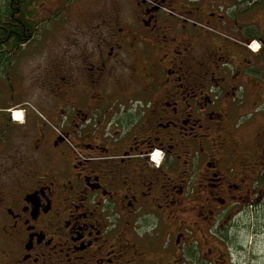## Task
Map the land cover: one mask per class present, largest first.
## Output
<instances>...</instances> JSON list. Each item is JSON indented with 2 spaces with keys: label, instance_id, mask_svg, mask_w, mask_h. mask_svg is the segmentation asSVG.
<instances>
[{
  "label": "flooded vegetation",
  "instance_id": "flooded-vegetation-1",
  "mask_svg": "<svg viewBox=\"0 0 264 264\" xmlns=\"http://www.w3.org/2000/svg\"><path fill=\"white\" fill-rule=\"evenodd\" d=\"M8 4L0 264H237L264 193V0H26L19 45Z\"/></svg>",
  "mask_w": 264,
  "mask_h": 264
},
{
  "label": "rangeland",
  "instance_id": "rangeland-1",
  "mask_svg": "<svg viewBox=\"0 0 264 264\" xmlns=\"http://www.w3.org/2000/svg\"><path fill=\"white\" fill-rule=\"evenodd\" d=\"M243 8L244 7H241V9ZM67 17L70 18V23L66 25L65 32H75L77 25L75 23L78 21L77 18L73 16V14L72 16L70 14ZM56 20L57 17L53 19L49 18L47 22L37 29V38L32 48L34 47L36 49L45 46L46 39H48L53 33L55 34L57 32L54 27V25L58 23ZM250 20L257 21L258 27H262V29H264V12L254 14ZM56 39L58 40L57 37ZM50 42V47L57 44L56 40ZM250 49L254 53L259 50L256 43H252L250 45ZM18 114L19 113H17V111L16 114L12 113V120L20 123L21 120L18 119ZM1 115L2 114H0V116ZM261 116L264 118V101L257 107L256 110V117ZM153 161L156 162L154 156ZM243 208L245 209L240 216L241 226L239 225L240 229L237 233V264H264V193L258 195L257 200H254L253 205L248 204ZM235 257L236 256H234V258Z\"/></svg>",
  "mask_w": 264,
  "mask_h": 264
},
{
  "label": "trees",
  "instance_id": "trees-1",
  "mask_svg": "<svg viewBox=\"0 0 264 264\" xmlns=\"http://www.w3.org/2000/svg\"><path fill=\"white\" fill-rule=\"evenodd\" d=\"M17 1H18L17 7L15 6L11 9L9 7L10 5L8 4L7 8H5L6 9L5 12L10 17L13 23L9 22L6 28L2 31L4 33L2 40H5L8 36H11L12 38H15L14 36H16V40L19 45L21 43L27 42L29 35H32V36L34 35V33L36 32L37 25L34 24L32 29H30V31L29 29H27L26 24L22 21L23 19L22 18V15H23L22 7L24 5L23 3L26 0H17Z\"/></svg>",
  "mask_w": 264,
  "mask_h": 264
},
{
  "label": "bare ground",
  "instance_id": "bare-ground-1",
  "mask_svg": "<svg viewBox=\"0 0 264 264\" xmlns=\"http://www.w3.org/2000/svg\"><path fill=\"white\" fill-rule=\"evenodd\" d=\"M18 116H19V117H18ZM18 116H17V117H18V119L20 120V118H21V115H20V114H18Z\"/></svg>",
  "mask_w": 264,
  "mask_h": 264
}]
</instances>
